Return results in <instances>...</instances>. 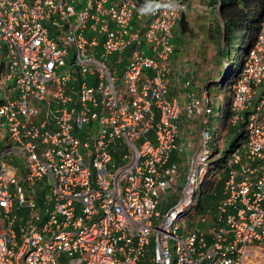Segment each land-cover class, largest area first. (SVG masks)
<instances>
[{
	"label": "built area",
	"instance_id": "built-area-1",
	"mask_svg": "<svg viewBox=\"0 0 264 264\" xmlns=\"http://www.w3.org/2000/svg\"><path fill=\"white\" fill-rule=\"evenodd\" d=\"M140 8L0 0V264H264V23L232 86L228 122L245 124L246 143L227 162L212 216L186 230L212 100L204 88L183 108L168 96L183 7ZM127 49L118 77L106 58ZM182 111L202 128L181 190L167 161ZM170 194L181 197L166 208Z\"/></svg>",
	"mask_w": 264,
	"mask_h": 264
},
{
	"label": "rangeland",
	"instance_id": "rangeland-1",
	"mask_svg": "<svg viewBox=\"0 0 264 264\" xmlns=\"http://www.w3.org/2000/svg\"><path fill=\"white\" fill-rule=\"evenodd\" d=\"M184 8L183 13L185 14L187 27L183 35H180L178 32V23L176 24L173 37L170 40V43L174 45V55L173 63L174 68L171 72L172 75L167 81L169 99L174 98L178 101V98L184 97L185 92V83L188 78L192 76L194 81L193 90L196 94L199 93L200 88L207 81L216 80L213 83L219 86L220 80L223 78L226 65L222 57H219L218 52L220 49V33L218 25L216 23L219 21L217 12L212 6L213 0H183ZM221 24L220 22L218 23ZM142 50H145V47H142ZM129 55V49L123 51L122 53H115L106 58L108 67L116 66L118 70V77L121 76L122 71L124 70L126 63L117 64L119 57L126 58ZM147 55L150 56V52L147 50ZM151 76L153 75L152 71L145 70ZM222 72V73H221ZM222 74V75H221ZM16 95V91L14 92ZM212 107L214 113L212 117L208 118V127L210 128L212 141L209 143V147H213L214 136L213 133L219 126L215 119L218 108L224 104L225 98L227 96V90L217 87H212L210 89ZM4 94L0 93V98H3ZM182 98L180 99L182 102ZM184 100V99H183ZM179 102V101H178ZM184 103V101H183ZM183 103H179L181 108H183ZM183 112V111H182ZM181 112V113H182ZM197 121L194 123H188L189 129L192 128L193 133H196ZM4 129V128H3ZM4 131L0 133V138L3 136ZM224 138L220 142V151L219 156L222 157L224 153L230 148L233 143L234 138L238 136L239 131L236 128L233 130L226 131L224 133ZM198 139L192 138L190 148H187L185 145L181 148L180 151V165L179 170L183 174V178L180 181L179 185L181 190L184 188L186 183V178L188 175L187 167L198 150ZM225 175L221 173L218 176V179L222 180ZM181 195H167L166 196V208H172L179 201ZM214 206L213 202H208L206 208L203 211V215L206 216V219L213 214L212 207ZM196 219L190 221H182L181 225L184 226L186 230L191 228Z\"/></svg>",
	"mask_w": 264,
	"mask_h": 264
},
{
	"label": "trees",
	"instance_id": "trees-1",
	"mask_svg": "<svg viewBox=\"0 0 264 264\" xmlns=\"http://www.w3.org/2000/svg\"><path fill=\"white\" fill-rule=\"evenodd\" d=\"M134 1L140 7L146 3V0ZM212 6L218 15L219 21L216 19V23L221 35L218 55L223 58V61L225 60L226 70L224 73L221 72L224 76L218 82L219 86L213 85L216 82L214 79L207 81V84L204 83L201 88H204L210 97V89L212 87L226 89L227 96L224 104L218 108L215 114L219 130L215 126L213 147H209L208 162L204 166L205 172L202 180L197 185L195 200L183 211V217L187 221L202 216L208 202H213L212 211H215L217 204L223 198L224 178L219 180L218 176L221 173H226L227 162L235 151L246 143L245 124L242 123L236 127H231L228 122L231 116L232 86L239 78L244 63L253 49L261 26L264 23V0H213ZM219 22L221 23L220 25L218 24ZM177 23L178 32L183 35L188 29L183 11ZM193 85L194 81L192 79L191 86ZM233 128H236L239 134L234 138L230 148L220 157V142L224 138V133L233 130Z\"/></svg>",
	"mask_w": 264,
	"mask_h": 264
},
{
	"label": "crops",
	"instance_id": "crops-1",
	"mask_svg": "<svg viewBox=\"0 0 264 264\" xmlns=\"http://www.w3.org/2000/svg\"><path fill=\"white\" fill-rule=\"evenodd\" d=\"M172 60H173V57H172ZM172 70L171 72L173 71V68H174V63L172 61ZM172 73H170L167 77V81H169L170 77H171ZM187 80H191L192 81V76L190 78H188ZM193 86L191 87H187L185 85L184 89H185V92H184V97L182 98V102H181V98H178V101L179 103H184L187 101V94L189 92H192L194 91ZM184 99V100H183ZM199 121V119H198ZM197 121V122H198ZM188 123H190L186 118H185V115L184 113H181V117H180V120H179V131H180V134H179V137L177 138V147L170 153V156L168 158V161H167V166L170 165V164H175L179 167L180 165V151H181V148L185 145L187 148H190V145H191V139L192 138H197L198 139V136H199V133H198V128L196 130V133L192 131V128L189 129V126H188ZM199 123V122H198ZM115 158H118V155L115 156ZM225 175V174H224ZM18 215H23L24 212L23 211H15ZM59 264H67L65 262V260L62 258L60 259V262Z\"/></svg>",
	"mask_w": 264,
	"mask_h": 264
},
{
	"label": "clouds",
	"instance_id": "clouds-1",
	"mask_svg": "<svg viewBox=\"0 0 264 264\" xmlns=\"http://www.w3.org/2000/svg\"><path fill=\"white\" fill-rule=\"evenodd\" d=\"M181 2H182L183 6L179 3V0H146V3L143 6H141V8L139 9V12L141 14H151V13H154L155 11L163 8V9L168 10L170 12L176 13V12L180 11L182 9V7L184 8V1L181 0ZM182 11H183V9H182ZM181 12H180V14H181ZM179 17H180V15H179ZM178 19H177V21H178ZM177 21H176V23H177ZM176 23H175V26H176ZM175 26H174V28H175ZM174 28H173V31H174ZM172 34H173V32H172ZM174 49H175V47H174ZM173 55H174V53H173ZM171 66H172V58H171ZM190 86H191V84H190ZM190 86H187V87H190ZM167 87H168V85H167ZM200 91H201V89H200ZM200 91H199V93L197 95L200 94ZM192 92L195 93L194 91H192ZM168 94H169V91H168ZM183 107H184V105H183ZM182 113H184V112H182ZM211 116L212 115L206 116L207 126H208V118L211 117ZM196 121H198V120H196ZM189 122H191V121H189ZM194 122L195 121H193L192 123H194ZM198 122L200 123V121H198ZM199 123H197L198 133H199V129L202 128V127L199 128ZM226 264H227V262H226Z\"/></svg>",
	"mask_w": 264,
	"mask_h": 264
}]
</instances>
